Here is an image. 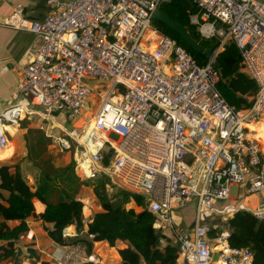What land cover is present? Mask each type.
I'll use <instances>...</instances> for the list:
<instances>
[{
  "label": "built area",
  "instance_id": "obj_1",
  "mask_svg": "<svg viewBox=\"0 0 264 264\" xmlns=\"http://www.w3.org/2000/svg\"><path fill=\"white\" fill-rule=\"evenodd\" d=\"M169 1L47 0L51 11L41 21L16 7L0 26L40 39L21 70L17 94L42 108L46 123L54 114L73 122L98 87V106L86 119L90 133L88 126L83 133L72 130L70 139L57 138L60 151H70L73 140L87 178L104 175L142 197L156 217L160 247H178V264H252L249 249L229 246L225 222L207 224L203 216L242 188L245 196L261 197L251 214L264 223V152L248 128L264 120V0H189L197 9L188 14L190 24L201 39L219 42L204 66L153 26L155 11ZM230 41L257 87L245 110L229 105L216 89L214 58ZM31 114L23 104L0 113V149L7 130ZM102 153L110 155L107 166ZM191 204L192 227L183 229L175 213ZM88 224L83 215L81 233L92 239ZM69 236L64 229L62 237ZM77 253L81 264H102L84 247ZM67 259L64 253L57 262Z\"/></svg>",
  "mask_w": 264,
  "mask_h": 264
},
{
  "label": "trees",
  "instance_id": "obj_2",
  "mask_svg": "<svg viewBox=\"0 0 264 264\" xmlns=\"http://www.w3.org/2000/svg\"><path fill=\"white\" fill-rule=\"evenodd\" d=\"M189 2L191 6L187 7L177 0H170L162 4L160 9L173 21L186 27L190 35L205 49L215 53L218 40L201 39L195 27L190 24L188 14L195 13L197 9ZM152 23L163 35L175 40L185 49L199 66L208 63L205 55L188 47L164 24L154 20ZM213 68L217 71L216 89L220 95L235 109H248L257 94V87L244 72L234 42H228L217 53ZM63 119L65 121L66 118ZM51 128L50 131H54V134H49L50 139L53 136L69 139L60 134L55 126ZM52 141L54 140H47L42 131L31 129L26 137L27 157L14 168L0 165V264L14 262L22 244H25L24 257L32 264H51L37 254L35 247L29 245L26 239L27 222L34 220H41L49 239L60 246L81 245L87 254H91L93 242H103L110 248H116L121 243L122 246L117 247L119 264H178V247L172 242L160 247V237L153 229L156 217L146 208L142 197L121 189L115 197H110L106 189L110 180L106 176L83 181L73 172L72 165L55 164L52 156L46 152V146ZM74 148L75 144L71 143V152ZM101 155L102 165L107 166L110 155ZM28 171L32 184L25 179ZM82 186L92 188L100 206V211L89 215L87 234L93 235V238H64L62 232L66 227L75 226L77 233L83 229L85 205L78 199ZM34 199L45 206L43 213L39 215L34 210ZM130 202L139 210L128 207ZM225 226L230 232V247L247 248L253 256L252 264H264V223L257 221L249 211L240 208L226 220ZM209 236L212 238L213 232Z\"/></svg>",
  "mask_w": 264,
  "mask_h": 264
},
{
  "label": "crops",
  "instance_id": "obj_3",
  "mask_svg": "<svg viewBox=\"0 0 264 264\" xmlns=\"http://www.w3.org/2000/svg\"><path fill=\"white\" fill-rule=\"evenodd\" d=\"M46 2L47 0H0V19L7 18L16 7H20L23 14L28 19L32 21H41L44 16L51 11ZM39 42L40 39L37 35L0 26V113L13 105L23 104L30 109L33 114H37L36 108L31 109L32 106L30 104L21 97H18L17 89L21 79V70L33 60ZM18 127L15 129L9 128L6 132V137L8 139L7 144L9 143L11 152L9 148L4 152L5 154L2 153L3 151L0 152V165L6 163L3 162L4 160H10L15 156L16 148L14 149V147H18L20 140H22L25 134V130ZM249 129L253 132V136L257 139L258 143L259 140L262 143L263 139L260 138L259 134L264 131V120L249 125ZM262 151L264 152V149H262ZM21 154L23 158L25 156V151L23 150ZM32 182L30 184H32ZM237 190L239 191L238 194L231 200L225 203L219 202L213 207L212 211L205 213L203 222L211 225L224 222L240 208L251 213L260 202L261 197L259 195L245 196L242 188ZM227 202L236 203V206L234 205V207L233 204H227ZM220 203H222V205H220ZM248 203H250L249 207L247 206ZM33 206L36 215L43 213L45 209V206L36 199L33 200ZM186 207L187 206L175 213L176 221L183 229L191 228L193 223V212L192 216L183 214ZM27 226L28 237L26 239L28 243H30L29 245H33L37 254L41 255L45 261L51 264H58L57 258L61 254L66 253L68 255L66 264H81V256L77 253L78 248L81 250L83 249L81 245L60 246L55 244L44 231L41 220L29 221L27 222ZM65 230L70 235L67 238L87 237L81 232L77 233L73 225L66 227ZM98 244L99 242L92 243V253L99 258L97 250ZM24 246L25 244L19 246L14 262H5L4 264H32L24 257ZM100 262L102 263L101 259Z\"/></svg>",
  "mask_w": 264,
  "mask_h": 264
},
{
  "label": "rangeland",
  "instance_id": "obj_4",
  "mask_svg": "<svg viewBox=\"0 0 264 264\" xmlns=\"http://www.w3.org/2000/svg\"><path fill=\"white\" fill-rule=\"evenodd\" d=\"M90 82L92 83L91 80H90ZM92 84H93V86L96 85V87H97V85L99 86V84L95 83V82ZM98 90H100L98 87L95 88V91H94L93 95L91 96V99L89 100V103H88L86 110L74 122H67L66 120L64 121L63 115L54 114L53 117L50 118V122H48L47 123L48 125H47L46 122L44 120H42V117H41L42 112H43L42 108L37 109L36 107H31L32 109L36 108L38 113L33 114L32 116H28L26 119H24L19 124L18 128H23L25 130V134L23 135L22 140H20L18 147H14V149L16 148L15 156L13 158H11L10 160L9 159L4 160L3 162H6L5 164L9 165L11 168H14L16 165L21 163L27 157V154H28L26 137L29 136V130H31V129L32 130H40L39 126L41 125V123H43L44 130H40V131L43 132V134L47 140L48 139L54 140L51 143H49L48 146H46V152L52 156L53 162L55 164L60 163L63 165H67V164L72 165L73 172L78 177H80L81 180H83V181L86 180L87 179L86 173H88V168L84 169V167L86 168L87 166L81 160L80 153L77 152L78 145L76 144V142L71 140V143L75 144V148H74L73 152H71V150L66 151V152H62V151H60V149L58 148V146L56 144V139L59 137L53 136L50 139L49 134L50 133H52L51 135L54 134V131L53 132L50 131L52 129L51 126H55L58 129L60 134L68 136L69 139H70L69 134L72 132V130H75L76 133L85 132L87 127L89 126L88 123L86 122V119L92 118L94 116L96 108L98 106V98L96 96L98 93ZM90 108H92V109H90ZM90 127L91 126H89V128H88L89 130L86 132L87 134L90 133V129H91ZM259 136H260V138L263 139L262 143L259 140V145H260L261 149H264V131L262 133H260ZM10 144L13 145L12 143H10ZM23 150L25 151V156L22 158L21 152ZM2 153H4V152H2ZM98 177L99 176H97V178ZM25 179L28 181L29 184L32 182V178L30 177L29 171H28L27 175L25 176ZM106 189H107V193L110 197H115L117 195V193L119 192V189L116 186L111 185V184H109L106 187ZM78 199L82 203H84V205H85L84 215H89L91 213L100 211V206H99V204L95 198V195L93 194L91 187L82 186L80 188V192L78 194ZM225 202L226 201H224L223 203H225ZM130 203L131 204H129L128 207H132L133 209H135L137 211L139 210V208L136 207L133 202H130ZM227 204H230V205L233 204V206L234 205L236 206V203H233V202H227ZM220 205H222V203H220ZM249 205H250V203L247 204L248 207H249ZM186 206L187 207L184 209L183 214H188L189 216H192V212L194 211V204L193 205L192 204L186 205ZM224 222H226V221H224ZM218 223H223V222H218ZM214 224H212V225H214ZM121 246H122L121 243H118L116 248L115 247L110 248L106 244L99 242L97 250H98V256L101 259L102 263L103 264L104 263L105 264L106 263L107 264H118L119 263V257H118V253H117V247H121Z\"/></svg>",
  "mask_w": 264,
  "mask_h": 264
},
{
  "label": "water",
  "instance_id": "obj_5",
  "mask_svg": "<svg viewBox=\"0 0 264 264\" xmlns=\"http://www.w3.org/2000/svg\"><path fill=\"white\" fill-rule=\"evenodd\" d=\"M187 7L191 6L189 0H177ZM153 20L159 23L164 24L168 29L175 32L180 39L191 49H193L196 53L203 54L206 58L212 59L213 53L205 49L198 41H196L189 33V31L183 25H180L173 21L169 16H167L160 8L157 9L153 15ZM77 152H80V147H77ZM111 184V183H110ZM112 185V184H111ZM213 263L217 262V255H213L212 258Z\"/></svg>",
  "mask_w": 264,
  "mask_h": 264
},
{
  "label": "bare ground",
  "instance_id": "obj_6",
  "mask_svg": "<svg viewBox=\"0 0 264 264\" xmlns=\"http://www.w3.org/2000/svg\"><path fill=\"white\" fill-rule=\"evenodd\" d=\"M253 126V125H252ZM248 128H249V126H248ZM10 147V145H9V143L8 144H6L5 146H4V148H2V150H0V152H6L7 151V149ZM0 156H1V154H0ZM84 169H86V168H84Z\"/></svg>",
  "mask_w": 264,
  "mask_h": 264
}]
</instances>
